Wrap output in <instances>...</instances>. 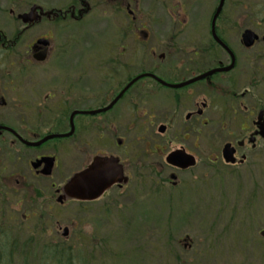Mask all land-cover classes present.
Listing matches in <instances>:
<instances>
[{"label": "flooded vegetation", "instance_id": "obj_1", "mask_svg": "<svg viewBox=\"0 0 264 264\" xmlns=\"http://www.w3.org/2000/svg\"><path fill=\"white\" fill-rule=\"evenodd\" d=\"M52 1L0 0V238L14 243V255L18 241L25 257L31 245L106 250L100 227L135 191L139 167H165L157 176L174 188L198 164L205 175L260 154L264 20L240 28L257 35L246 47L242 33L232 35L231 0L214 27L219 0ZM200 1L216 3L206 20L190 11ZM91 14L110 26L99 41L77 33ZM226 145L232 163L222 157ZM173 152L194 158V167L170 165ZM94 167L115 169L114 185L92 201L71 197L68 183ZM29 192L32 204L46 201L32 227ZM64 205L74 210L60 223ZM98 263L107 264L87 262Z\"/></svg>", "mask_w": 264, "mask_h": 264}, {"label": "rangeland", "instance_id": "obj_2", "mask_svg": "<svg viewBox=\"0 0 264 264\" xmlns=\"http://www.w3.org/2000/svg\"><path fill=\"white\" fill-rule=\"evenodd\" d=\"M40 2L53 3L52 0ZM215 5L214 1H200L190 11L199 12L206 20ZM225 8L235 10L233 37L242 33L240 28L249 27V19L264 20V0H231ZM150 10L147 6L144 15H150ZM95 16L91 14L87 18V28L77 29L79 37L90 36L99 41L110 28ZM261 148L260 154L252 155L241 168L220 167L221 171L212 169L203 175L204 169L198 164L191 175L185 176L184 184L174 188L157 176L167 174L165 167L155 166L149 171L139 167L135 171L140 179L135 191L129 197L123 196L116 205L117 215L110 219L111 226L100 227L98 239L106 242L107 249L93 254L95 259L91 256L89 262L264 264V235L261 234L264 231V147ZM148 176L151 177L148 179ZM39 186L45 185L39 183ZM31 193L27 196L29 227L35 225L32 219L44 211L46 202L39 200L32 204ZM245 207L250 208L252 216H246ZM59 209L54 220L66 223L74 208L64 205ZM2 229L4 234L8 231ZM42 250L41 245H31L33 264L41 258Z\"/></svg>", "mask_w": 264, "mask_h": 264}, {"label": "water", "instance_id": "obj_3", "mask_svg": "<svg viewBox=\"0 0 264 264\" xmlns=\"http://www.w3.org/2000/svg\"><path fill=\"white\" fill-rule=\"evenodd\" d=\"M224 1L225 0H220L219 5L216 8L217 10L212 19L213 27L215 26L216 17L222 10ZM256 39L257 36L252 31L248 30H246L241 36V41L246 47L251 46L254 43L253 41ZM216 41L220 43L218 39H216ZM232 66L233 65L231 64L226 70L230 69ZM261 127L262 128H259V130L264 135V130H262L264 129V125ZM229 147L230 145H226L222 150V157H224L226 163H232L235 161L234 157L232 156L233 151H231ZM167 159L170 165L181 169L194 167L195 165L194 158L185 153L183 154L182 152H173ZM116 176L117 173L115 169L100 170L94 167L84 171L83 173H80L74 179H72V181L68 183L66 191L70 193L71 197L73 196L81 200H95L96 198L100 197V195L103 194L106 189L113 185L114 178ZM172 179H174V176Z\"/></svg>", "mask_w": 264, "mask_h": 264}, {"label": "trees", "instance_id": "obj_4", "mask_svg": "<svg viewBox=\"0 0 264 264\" xmlns=\"http://www.w3.org/2000/svg\"><path fill=\"white\" fill-rule=\"evenodd\" d=\"M249 209L245 207L243 210L246 213V216L253 215L252 213L249 212ZM30 238H31L30 242H32V237ZM17 245L19 246L20 252L18 255L20 256L16 255L17 251L15 252L16 256L14 255V248L16 247L14 243L11 242L9 243L8 240H4L0 238V264H33L32 256L30 257L24 256V247H23L24 244H20V241H18ZM87 255L88 257L86 256V254L85 255L77 254V253L71 254L69 250H64V249L57 250L56 248H52V249L43 248L42 256L39 259V261L36 263L37 264H87L89 260L91 261L90 257L91 256L93 257V254L87 253ZM93 259H95V257H93Z\"/></svg>", "mask_w": 264, "mask_h": 264}, {"label": "bare ground", "instance_id": "obj_5", "mask_svg": "<svg viewBox=\"0 0 264 264\" xmlns=\"http://www.w3.org/2000/svg\"><path fill=\"white\" fill-rule=\"evenodd\" d=\"M219 2H220V0H219ZM219 2H218V4L216 5V8L218 7V5H219ZM224 3H225V1H224ZM224 5V4H223ZM215 8V12H216V9ZM223 8V7H222ZM223 10V9H222ZM222 10H221V12H222ZM215 12H214V14H215ZM221 12L219 13V15L221 14ZM214 14H213V16H214ZM219 15L216 17V19L219 17ZM213 16H212V19H213ZM216 19H215V24H216ZM212 21V20H211ZM213 22V21H212ZM221 43V42H220ZM225 46V45H224Z\"/></svg>", "mask_w": 264, "mask_h": 264}]
</instances>
